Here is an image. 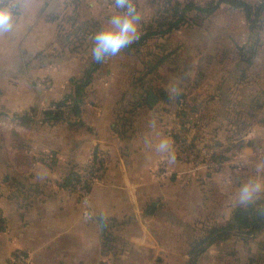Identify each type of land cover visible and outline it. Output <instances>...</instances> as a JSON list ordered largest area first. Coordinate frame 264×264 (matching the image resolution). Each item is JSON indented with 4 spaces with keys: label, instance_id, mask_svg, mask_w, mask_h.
<instances>
[{
    "label": "crops",
    "instance_id": "obj_1",
    "mask_svg": "<svg viewBox=\"0 0 264 264\" xmlns=\"http://www.w3.org/2000/svg\"><path fill=\"white\" fill-rule=\"evenodd\" d=\"M137 9L140 32L155 7L137 0ZM117 12L113 0H18L11 29L0 33V113L17 115L10 128L0 129V209L6 224L0 229V264H9L18 249L29 252L32 264L192 263L201 193L214 177L172 155L176 132L183 129L198 144L209 139L188 111L200 120L226 118L228 92H242L248 84H135L132 75L144 60L122 49L93 73L79 114L66 111L50 120L45 110L72 91L71 79L94 60L86 26L103 28ZM79 40L84 43L75 49ZM169 65L167 60L159 71ZM44 78L51 88L35 84ZM151 91L158 97L154 103ZM259 109H253V119L260 118ZM27 112L25 122L21 116ZM221 128L209 134L218 143ZM162 138L174 159L158 150ZM93 150L105 170L92 188L87 216L68 184ZM249 240L215 242L197 264H264L248 256Z\"/></svg>",
    "mask_w": 264,
    "mask_h": 264
},
{
    "label": "rangeland",
    "instance_id": "obj_2",
    "mask_svg": "<svg viewBox=\"0 0 264 264\" xmlns=\"http://www.w3.org/2000/svg\"><path fill=\"white\" fill-rule=\"evenodd\" d=\"M148 1L155 7L151 21L162 12L165 13V0ZM180 1H194L205 5L210 0ZM247 1L257 5L262 0ZM188 16L190 23L167 34L153 36L151 39H160L154 40L147 51L143 48L150 39L140 49L132 50L137 51L145 63L144 68L132 77L135 84H248L242 92L235 89L233 94L228 92V118L200 120L201 116L188 111L195 116L192 117L194 120L202 123L201 128L206 130L211 138L205 137L199 145L210 146L215 150L209 157L210 164L202 166L206 169L204 172H209L214 178L209 181V188L201 193L202 209L200 208L195 219L196 229L199 228L195 239L197 245L212 227L228 226L233 222V212L237 207L234 194L238 191L240 180L255 176L256 165L264 162V15L258 21L260 26L253 27L243 9L222 3L211 15L202 18L194 10ZM155 55L165 56L166 59L153 70H149L147 64ZM167 60L171 61V65L159 71L160 66ZM150 75L153 77L150 78ZM160 80L161 82H158ZM35 84L44 90L53 85L39 81ZM203 101L204 99L200 102ZM209 107L212 109V105ZM257 107L260 108L261 115L259 119H253L251 114ZM28 114L29 112L23 113V116ZM7 116L0 113V129L10 128L13 122L11 119L17 115H12L11 118ZM186 122L190 123L188 120ZM219 127H222V130L215 135V138H219L218 143L213 135L209 134ZM190 194L193 198L197 197L196 193ZM258 203H264V199ZM242 239H250L245 247L248 256L264 260V228L256 233H249L248 229H245L216 242H235ZM209 246L203 243L201 247L205 249L199 254L192 249V261L195 260V264L197 257Z\"/></svg>",
    "mask_w": 264,
    "mask_h": 264
},
{
    "label": "trees",
    "instance_id": "obj_3",
    "mask_svg": "<svg viewBox=\"0 0 264 264\" xmlns=\"http://www.w3.org/2000/svg\"><path fill=\"white\" fill-rule=\"evenodd\" d=\"M166 7L165 13L162 12L156 19L144 23L143 28L139 32V38L135 40L132 44L124 48L127 51L133 49H140L149 39L155 35L167 34L174 29H179L181 26L190 23L191 19L188 14L191 11H197L199 16L202 18L206 15L213 14L222 3H227L231 7L241 8L245 11L248 20L251 22L253 27H259L258 21L260 17L264 15V0L259 2L257 5L252 4L247 0H210L205 5H200L194 1H188L183 3L180 0H165ZM171 4V5H170ZM99 23H92V25L86 26L85 34L87 31L94 35L101 30ZM83 29V28H81ZM84 30V29H83ZM84 41L78 42L74 48H79L83 45ZM159 55V54H158ZM155 55L152 61L148 62L149 70H153L160 63L165 61L166 57H160ZM102 62L92 61L89 68L86 71L77 77H73L72 81V91L68 92L66 96L59 101H55L52 104L53 108H48L45 110V116H47L52 121H58L63 118L66 111H70L75 114H79L82 110L81 103L84 100L87 86L91 83L93 73L101 66ZM22 120L27 122L28 116H21ZM74 178V173H73ZM69 178V179H73ZM70 181H67L69 183ZM237 227V228H235ZM264 228V203H257L251 206L239 207L237 206L233 212V222L228 226L223 227H212L206 236L194 246L193 252L196 251L197 254L202 252L205 248H202L203 243L211 245L217 240H223L229 238L233 233H240L245 229H248L249 233H256ZM237 231V232H235ZM106 241H110L111 238L107 234L105 235ZM195 260L192 261V264H195Z\"/></svg>",
    "mask_w": 264,
    "mask_h": 264
},
{
    "label": "clouds",
    "instance_id": "obj_4",
    "mask_svg": "<svg viewBox=\"0 0 264 264\" xmlns=\"http://www.w3.org/2000/svg\"><path fill=\"white\" fill-rule=\"evenodd\" d=\"M113 6L118 10L109 17L108 24L101 28L93 37L94 61L103 62L108 56H115L122 49L139 38L141 13L134 0H113ZM13 24V9L0 0V33L7 32ZM166 138L160 139L157 148L160 152L170 150ZM170 159H174L169 151ZM239 165H237L238 167ZM255 176L241 179L238 191L234 194V203L239 207L251 206L264 199V162L258 163Z\"/></svg>",
    "mask_w": 264,
    "mask_h": 264
},
{
    "label": "built area",
    "instance_id": "obj_5",
    "mask_svg": "<svg viewBox=\"0 0 264 264\" xmlns=\"http://www.w3.org/2000/svg\"><path fill=\"white\" fill-rule=\"evenodd\" d=\"M17 1L4 0V3L13 9V17L16 14ZM134 3L137 6V0H134ZM41 82L50 84L51 80L44 78ZM214 151V148L210 146H200L193 139V136L185 133L182 129L176 132L171 153L179 160L190 163L194 169H197L210 164L209 157ZM104 170L105 164L101 155L96 150H93L88 158L75 169L74 178L68 184L69 189L78 196L80 203L83 205L84 214L87 216H92L90 205L92 188L102 179ZM5 225V220L0 209V229H3ZM9 264H32L31 256L29 252L18 249L12 254Z\"/></svg>",
    "mask_w": 264,
    "mask_h": 264
},
{
    "label": "water",
    "instance_id": "obj_6",
    "mask_svg": "<svg viewBox=\"0 0 264 264\" xmlns=\"http://www.w3.org/2000/svg\"><path fill=\"white\" fill-rule=\"evenodd\" d=\"M155 100H158V97H157V95L155 94L154 91H151L150 94H149V102L150 103H154Z\"/></svg>",
    "mask_w": 264,
    "mask_h": 264
}]
</instances>
